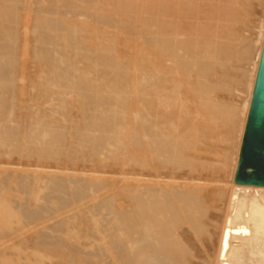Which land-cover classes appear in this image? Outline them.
I'll list each match as a JSON object with an SVG mask.
<instances>
[{"label":"rangeland","instance_id":"rangeland-1","mask_svg":"<svg viewBox=\"0 0 264 264\" xmlns=\"http://www.w3.org/2000/svg\"><path fill=\"white\" fill-rule=\"evenodd\" d=\"M263 33L264 0H0V129L13 125L14 129L11 126L9 130L12 136L16 135L11 137L12 142L10 139L7 144L0 142V264H120L123 262L120 257L125 252L123 248H127L124 237L128 228L127 231L121 228L126 222L122 223L127 218L126 212L130 211L128 191L131 188L140 191L145 184L143 178L154 182L160 180L158 186L162 188L181 184L183 187L185 180H176L180 177H194L204 183L209 179V189H220V193L227 191L218 194V198L214 196L210 208L208 204L203 207L205 221L199 217V226L203 225V228L177 225L173 230L174 240L186 241L184 245L180 244L185 248L188 260L201 264L208 262L206 259H214L217 246L213 252L212 247L214 249L216 240L219 241L220 226L230 212L231 180ZM233 108L237 113L235 119L227 115L230 110L234 111ZM3 116L7 117L5 121ZM161 118L163 123L166 119L162 127L165 135L178 146L180 141L188 143V149L183 153L188 154V160L194 157L191 162L199 161L194 164L196 170H190L192 173H186L189 172L187 168L185 174L181 168L179 172L175 163L166 166L156 162L162 166L158 165L159 168L165 167L160 174L157 173L162 169L157 170L159 168L152 164V168H146L153 171L145 168L139 155L143 148L138 146L143 139L142 126L146 120L152 125L155 119ZM15 123L18 132H15ZM30 131L41 133L37 138L35 135L33 143L28 136L35 132ZM51 132H60L63 137L52 140L48 134ZM100 132H107L104 135L108 138L118 136L122 143L111 144L122 149L114 147L119 150L114 152L110 144L106 146L109 150L105 147L100 150V146L92 142L97 135L103 136ZM24 133H30L26 135L28 140ZM178 134L183 137L178 138ZM201 137L204 140L200 141ZM193 148L199 150L196 152ZM109 153L112 160L111 157L108 160ZM130 160L132 167L126 163ZM205 162L215 164H206L209 170L203 169ZM224 163L226 167L223 168ZM200 165L202 170L198 168ZM170 169L177 170L179 176ZM168 170L172 172H168L169 177ZM74 174L78 179L75 180L77 183L73 180V184L79 186L71 182ZM65 176L73 187L66 183ZM172 176H176L174 180ZM60 178L61 183L57 182ZM62 182H65L64 186H70L62 187ZM154 182L152 186H155ZM48 183L54 184L47 190L45 185ZM87 183H92L89 186L94 188L93 191ZM77 191L84 193L77 195ZM43 198L48 199L46 208ZM106 203L117 207L108 208ZM9 206L11 209L13 206L15 216L5 215ZM102 206L107 208V213L100 211L104 210ZM125 207L124 215L122 208ZM94 210L97 214L101 212L102 219L94 212L91 214ZM113 211L116 215L122 212L120 214L126 218L120 214L112 217ZM16 212L24 213V216ZM104 212L110 213L109 219ZM111 217L121 220L116 222ZM106 219L108 224L113 220L114 227L116 222L119 229L105 225ZM201 220L209 225H204ZM41 227L44 230H40ZM197 229L200 233L206 232L201 234L206 238L203 237L202 242L200 236L196 237L202 245L194 238L200 235L196 233ZM45 231L49 235L46 236ZM121 232L127 233L120 238ZM207 237L212 239H209L210 244ZM50 239L55 240L56 245L51 242V246ZM58 241L60 248H57ZM117 242L120 247L125 245L117 249L118 253L115 251L119 248ZM113 244L117 247H112ZM202 246L211 250L205 252ZM116 257H119V263Z\"/></svg>","mask_w":264,"mask_h":264},{"label":"bare ground","instance_id":"bare-ground-1","mask_svg":"<svg viewBox=\"0 0 264 264\" xmlns=\"http://www.w3.org/2000/svg\"><path fill=\"white\" fill-rule=\"evenodd\" d=\"M263 45H264V33H263V37H262V40H261V44H260V48H259V54H258V59H257V62H256V65H255V69H254V76H253V79H252V83H251V96H250V103H249V105H248V111H246V117H245V123H244V128L242 129V133H241V137H240V142H239V147H238V156H237V159H236V162H235V168H234V173H233V176H232V180H231V184H232V188H231V194H230V199H229V210H230V212H228V214H227V216H225V219L223 220L224 221V224H223V226L221 227L220 226V228H221V232L219 231V233H220V238H218L219 239V241H217L216 240V245L214 246V249H213V247H212V252L215 250V247L217 246V248H216V252L214 253V255H213V257H214V259H211V261H209V259H206V257H204L208 262H210V264H264V187H255V186H242V185H236L235 183H234V178H235V174H236V170H237V167H238V162H239V155H240V150H241V146H242V141H243V137H244V132H245V128H246V123H247V119H248V114H249V109H250V104H251V100H252V95H253V90H254V85H255V81H256V77H257V72H258V68H259V63H260V58H261V54H262V49H263ZM253 50V49H252ZM3 51V50H2ZM1 51V52H2ZM250 51H251V49H250ZM5 52V51H4ZM61 58V57H60ZM164 61V60H163ZM78 68H79V66H78ZM82 68V67H81ZM80 69V68H79ZM60 70H63L62 68L60 69ZM64 70H67V69H65L64 68ZM63 70V71H64ZM77 70V69H76ZM62 71V73H65V72H63ZM79 71H81V70H79ZM67 72V71H66ZM145 79V78H144ZM147 82H149V81H147ZM145 85H146V83H145ZM146 87H147V85L144 87L145 89H146ZM150 90V89H149ZM149 90H146V92H148ZM2 109V108H1ZM234 109V108H233ZM4 110H2L1 112H3ZM233 111V110H232ZM231 110L229 111V113L227 114L228 115V118H231V119H235V115L237 114L236 112H235V109H234V111L232 112ZM2 114V113H1ZM4 114V113H3ZM226 115V116H227ZM4 116L2 117V120H4ZM7 118V117H6ZM5 118V119H6ZM227 119V118H226ZM226 119H224V122L226 123V121H228V119L226 120ZM230 119V120H231ZM162 118L159 120V119H155V122H154V124H150V122H149V120H146V121H144V123H143V129H142V133H143V135L141 136V137H143V139L141 138V141H140V143H139V147H141V149L143 148V150L141 151L140 149V151H141V153L139 154V155H141L142 156V158H143V160H142V162H143V164L145 165V168H146V166L148 167L149 166V168L151 167L150 166V164H152V165H154V168L156 167V169L157 168H159L161 165H159V164H156V162L157 163H160V164H165L166 166H168V165H171L172 166V164H174L175 163V165H177L178 166V168L176 167V166H173V167H176L177 169H178V171H179V169L180 170H182L181 172H185V168H187L186 170H189V172H186V173H192V171L190 172V170H193V168L196 170V168H197V166H195L194 164H196L197 162H199L198 160H195V163L194 162H191L192 160H193V158L189 161L188 160V154L186 155L185 153H183V150H186V149H188V143L187 144H185V142H182V141H180V144H179V146L177 145V144H175V143H173L172 141H171V139L167 136V135H165L166 133L162 130V127H164L163 126V124H165V122H166V119L164 120V123L162 122ZM226 120V121H225ZM5 121V120H4ZM0 122H2L1 121V119H0ZM103 122V121H102ZM102 122H101V124H102ZM2 124H4L5 125V123H2ZM99 124H100V122H99ZM4 125H3V127H4ZM102 125H104L105 126V124H102ZM101 125V126H102ZM7 126V125H6ZM5 126V127H6ZM9 126V128L11 127V126H13V125H8ZM15 126H16V123H15ZM104 126H102V127H104ZM4 127V128H5ZM102 127H100V128H102ZM1 128H2V126H1ZM4 128L2 129L3 131H4ZM9 128L8 127H6V131H2L1 129V133H0V142H5L6 144H7V142L6 141H8L9 139L11 140V137H15L16 135H14V136H12V134H11V131L9 130ZM18 128H19V126H18ZM11 129V128H10ZM14 129V126L12 127V130ZM7 130H9V131H7ZM16 130V131H15ZM14 131L15 132H18L17 131V126H16V129H15ZM101 130V129H100ZM214 129L212 128V131H213ZM13 131V132H14ZM211 131V132H212ZM12 132V133H13ZM14 132V133H15ZM23 132H25V131H23ZM30 132H35V131H30ZM206 132V131H205ZM13 133V134H14ZM22 133V132H21ZM101 133V132H100ZM104 133H107V132H104ZM104 133L102 132L101 134H103V136H100V135H97L96 137H94V138H92L93 136H90L91 138H92V140H90L91 138L89 137V136H87V135H84V136H87L86 138H90L89 140V142L91 143V141L92 142H94L95 141V144L96 145H98V146H100V150H101V148L102 147H105L104 149H106V150H109V149H107L106 148V146L107 145H110L111 143L112 144H114V145H120V143H122L119 139H118V136H113V137H111L110 136V138H108V136H107V134H106V136L104 135ZM20 134V133H19ZM30 134V133H29ZM28 134V135H29ZM39 134H41V133H32V135H31V137L30 136H28L27 135V133H26V135L28 136V138H30L29 140L32 142H34V139H35V135H36V138H37V136L39 135ZM47 134V132L45 133V136L49 139V137H48V135H46ZM49 134V136H51L50 137V139H52V140H56V139H58L59 140V138H61V137H63V135H60V132H51V135H50V133H48ZM18 135V134H17ZM22 135V134H21ZM23 135H25V133L23 134ZM24 136L25 137V139H26V137L27 136ZM42 135H44V134H42ZM42 135H40V136H42ZM74 135V134H73ZM179 135V134H178ZM206 135H208V132L206 133ZM44 136V137H45ZM61 136V137H60ZM75 136V135H74ZM78 136H80L79 134H78ZM214 136V135H213ZM39 137V136H38ZM76 137H77V135H76ZM82 137V136H81ZM178 138L180 137H183V135L182 134H180L179 136H177ZM204 137V136H203ZM203 137H201V138H203ZM210 137V136H209ZM17 138V137H16ZM78 138V137H77ZM83 138V137H82ZM82 138H81V140H82ZM200 138V139H201ZM206 138H207V136H206ZM210 138H212L213 139V137H210ZM39 139V138H38ZM78 139H80V138H78ZM199 139V140H200ZM209 139V138H208ZM14 140V139H13ZM13 140H11V142L13 141ZM26 140H28V139H26ZM83 140H85V139H83ZM202 140H204V138L203 139H201L200 141H202ZM215 140V139H214ZM207 141V140H206ZM208 141H210V140H208ZM212 141V140H211ZM10 142V141H9ZM32 142V143H33ZM5 143H4V148H6L5 147ZM29 143V142H28ZM31 143V144H32ZM94 144V147L96 146ZM111 144V145H112ZM189 146H191L192 147V145H191V143L189 142ZM201 144V143H200ZM9 145V147L11 146L12 147V145L11 144H8ZM7 146V145H6ZM92 146H93V144H92ZM97 146V147H98ZM194 146V145H193ZM196 146V145H195ZM0 147H1V144H0ZM109 148L111 147V146H108ZM112 147H113V145H112ZM111 147V148H112ZM114 147H118V146H114ZM113 147V150L115 149ZM3 148V147H2ZM3 148V149H4ZM118 148H121L120 146L118 147ZM200 148H202V147H200ZM10 149V148H9ZM92 149H93V147H92ZM122 149V148H121ZM189 149H190V147H189ZM192 149V148H191ZM190 149V150H191ZM194 149V148H193ZM196 149H197V146H196ZM204 149V148H203ZM209 149V148H208ZM5 150V149H4ZM96 150H98V154H99V149H97L96 148ZM95 150V152H97ZM106 150H103V152L104 151H106ZM111 150V152H112V149H110ZM119 151L118 149H115L114 150V152L115 151ZM195 150V149H194ZM193 150V151H194ZM199 150V149H198ZM197 150V151H198ZM94 151V150H93ZM122 151V150H121ZM188 151V150H187ZM192 151V150H191ZM196 151V150H195ZM196 151V152H197ZM200 151H202V150H200ZM211 151V149L209 150V152ZM107 152V151H106ZM105 152V153H106ZM110 152V151H109ZM114 152H112L111 154H113ZM204 152H205V149H204ZM203 152V153H204ZM116 153H119V152H116ZM116 153L114 154V156L116 155ZM188 153L190 154L191 152H189L188 151ZM202 153V152H201ZM202 153V154H203ZM206 153V152H205ZM208 153V152H207ZM94 154V153H93ZM106 154H108V153H106ZM120 154V153H119ZM194 154V153H193ZM192 154V155H193ZM109 155H110V153H109ZM197 155H199V153L197 154ZM208 155V154H207ZM206 155V156H207ZM220 155V154H219ZM224 155V154H223ZM108 156V155H107ZM199 156H201V155H199ZM205 156V157H206ZM210 156V155H209ZM225 156V155H224ZM223 156V157H224ZM111 157V160H112V156L110 155L109 157H108V160H109V158ZM115 157H117V156H115ZM118 157H119V155H118ZM120 157H122V156H120ZM140 157V156H139ZM190 157H192V156H190ZM202 157L204 158V155H202ZM211 157V156H210ZM220 157H222V156H220ZM141 158V157H140ZM139 158V160H141ZM197 158V157H196ZM207 158V157H206ZM116 159V161L118 160V158H114V160ZM200 159V158H199ZM202 159V158H201ZM200 159V160H201ZM224 159H225V157H224ZM119 160H120V158H119ZM151 160H153V162H151ZM208 160V159H207ZM206 160V161H207ZM128 161V160H127ZM197 161V162H196ZM204 161V160H203ZM218 161V160H217ZM224 161V160H223ZM222 161V162H223ZM131 162V160L129 161V162H126L127 164H129ZM139 162V161H138ZM142 162H139V163H141V166H142ZM208 162V161H207ZM216 162V161H215ZM126 163H124L125 164V166H126ZM139 163L137 164L138 165V167H139ZM201 163H202V161H201ZM211 163H213V162H211ZM211 163H206L205 162V164L204 165H202V167H203V169H204V167H205V165L207 164V165H211ZM131 164H133V167H134V162L133 163H131ZM213 164H215V163H213ZM212 164V165H213ZM130 165V164H129ZM143 165V166H144ZM157 165V166H156ZM158 165H159V167H158ZM164 165V166H165ZM199 165V164H198ZM219 165V164H218ZM223 165V168L224 167H226V164L224 163V164H222ZM131 166V165H130ZM136 166V165H135ZM140 166V167H141ZM217 166V165H216ZM220 166H221V164H220ZM132 167V166H131ZM162 167V166H161ZM173 167H169V168H173ZM211 167V166H210ZM127 168H129L128 166H127ZM144 168V167H143ZM144 168V169H145ZM148 168V169H149ZM152 168V167H151ZM163 168H165V167H163ZM163 168H159V169H157V170H160V169H162L159 173H157V174H160L161 172H163ZM168 168V167H167ZM184 168V169H183ZM198 168H200L201 170H202V168H201V165L198 167ZM214 168V167H213ZM223 168H222V171H223ZM133 169V168H132ZM142 169V168H141ZM141 169H140V171H141ZM147 169V168H146ZM147 169V170H148ZM155 169V171L156 172H158L157 170ZM170 169V170H171ZM174 169V168H173ZM199 169V170H200ZM205 169H208V168H206L205 167ZM216 169V168H215ZM220 168L218 167V170H219ZM129 170V169H128ZM152 170V169H151ZM150 169H149V171H151ZM167 170V169H166ZM175 170V169H174ZM209 170V169H208ZM213 170V169H212ZM129 171H132L131 169L129 170ZM153 171V170H152ZM164 171H165V169H164ZM172 171V170H171ZM171 171H166V173L168 174V172H171ZM204 171V170H203ZM207 171V170H206ZM216 171V170H215ZM173 172V171H172ZM171 172V173H172ZM180 172V171H179ZM196 172H198V171H196ZM207 172H209V171H207ZM212 172V171H211ZM219 172H221L220 170L217 172V173H219ZM148 173H150V172H148ZM173 173H175V174H177V170L176 171H174ZM202 173V172H201ZM206 173V172H205ZM146 174V173H145ZM154 174H156V173H153V176H154ZM157 174H156V176H157ZM164 174V177H165V173H163ZM185 174V173H184ZM184 174H183V176H184ZM193 174H194V172H193ZM215 174V173H214ZM214 174H212V176H214ZM49 175V174H48ZM67 176V175H66ZM66 176H65V179L67 180V178H66ZM68 176H71V174H68ZM140 176H141V174H140ZM142 176H143V174H142ZM147 176H148V174H147ZM173 176H174V174H173ZM172 176V177H173ZM177 176H179V174H177ZM189 176H190V174H189ZM194 176H196V174H194ZM200 176H201V174H200ZM203 176H204V174H203ZM221 176V175H220ZM72 177V176H71ZM74 177H75V174H74ZM144 177V176H143ZM163 177V176H162ZM168 177H169V174H168ZM176 177V176H175ZM175 177H173V180L175 179ZM193 177V176H192ZM215 177H217V174H216V176ZM69 178V177H68ZM76 178V179H75ZM74 179H72V184H73V180H74V183L77 181V176L75 177ZM156 178V177H155ZM166 178V177H165ZM171 178V177H170ZM169 178V179H170ZM194 178V177H193ZM193 178H176V180H185V183L184 184H186V185H184L183 187H182V184L179 186V187H176V186H166V185H164V184H162V185H164V187L162 188V186L160 187V186H158L159 185V183L158 182H160V180L157 182H154V181H152L151 179H145V178H143V182H145V184H143L144 185V187L141 189H139L140 191H138V190H136V189H138V188H136L135 190H133V188H131L130 186V188L132 189V190H130V192L128 191V193H129V195H127V196H129L128 197V199H130V201H131V203L129 202V201H127V202H129V206L128 207H130V211H128V212H126V207L125 208H122L123 209V211H124V215H125V212L127 213L125 216L127 217H125L124 215H122V214H120V213H122V212H117V214L119 213L120 214V216L122 217H124V218H126L125 220H122V223L124 222V221H126V222H124L123 224H124V226L126 225H128L127 227H125L124 228V226L122 227V225H121V223H120V225H121V229L123 230V229H125L126 230V228H128L127 230H128V233L127 232H125V234L127 233V236H125L124 237V239H126V240H124L125 242H126V244H127V248L125 249V248H123V247H125V245L124 246H122V247H120V244H119V242H117L119 245H117V246H119V248L116 246V244H113V246L112 247H117V248H112V250L114 249L115 251H116V253H118V251H117V249L119 250L120 248L122 249H124L125 250V252H124V256L122 257L121 256V254H120V252H119V254H120V258H123V262H122V259H120L121 261L120 262H122L123 264H196V263H199V261L198 262H195V263H193V258H192V260L193 261H191L190 259L188 260V256L186 255L187 253H186V250H185V248L183 249V247L181 246V244L183 243V241H179V242H177L176 240H174V237H173V230H174V228L175 227H177V225L179 226V227H181V225L182 226H184V225H186V226H188L189 228L191 227H201V226H199V224H201L200 223V218L202 217V220H204L205 221V218L203 219V217H204V214H203V210H204V208L203 207H207V206H205V204H208L209 206H208V208H210V202H213L214 201V199H215V197L219 194H222L223 192H227V191H221L222 193H220V189H217V190H212V189H209L208 188V186H209V184L207 183L208 182V180H207V182L206 183H204V182H202V181H204V180H202V181H200V182H202V183H200L199 182V180L197 181L196 179H193ZM200 178V177H199ZM203 178H205V177H203ZM210 178V177H209ZM212 178V177H211ZM65 179H63L62 178V180H65ZM71 179V178H70ZM167 179V178H166ZM213 179V178H212ZM220 179V178H219ZM65 180V181H66ZM69 180V179H68ZM68 180H67V182L66 183H69L70 185H72L71 184V182L69 181L68 182ZM76 180V181H75ZM79 180H81V179H79ZM153 180H154V178H153ZM162 180H163V178H162ZM194 180V181H193ZM197 182H196V181ZM50 181V180H49ZM58 181H60V183H61V178H60V180H57V182ZM83 181V180H82ZM81 181V182H82ZM88 181V180H87ZM86 181V182H87ZM141 181V182H142ZM165 181V180H164ZM211 181V180H210ZM53 182V181H52ZM81 182H79L78 181V183H81ZM90 182V181H89ZM151 182V183H150ZM152 182H154V184L153 185H155V186H152L151 184H152ZM192 182V183H191ZM54 183H56V182H54ZM54 183H52V184H54ZM63 183H65V182H62V185H63ZM77 183V182H76ZM84 183V182H83ZM133 183V182H132ZM210 183V182H209ZM46 184V183H45ZM49 184V183H48ZM51 184V183H50ZM50 184L47 186V185H45V187H47V188H45V189H49L48 187H51L50 186ZM51 184V185H52ZM56 184H58V183H56ZM55 184V185H56ZM69 184H66V186H68ZM140 184H142V183H140ZM69 185V186H70ZM74 186H79L78 184H73ZM73 185H72V187H73ZM82 185H84V184H82ZM81 185V186H82ZM87 185H88V183H87ZM86 184H85V186H87ZM89 185H91L92 186V183H89ZM88 185V186H89ZM133 185H135V184H133ZM143 185H140V186H143ZM56 186H61V184L60 185H56ZM56 186H54V187H56ZM66 186H62V187H66ZM85 186H83V187H85ZM94 186V185H93ZM139 186V185H138ZM61 187V188H62ZM90 187V186H89ZM134 187V186H133ZM167 187V188H166ZM52 188V187H51ZM50 188V189H51ZM60 188V189H61ZM68 188V187H67ZM66 188V189H67ZM80 188V187H79ZM86 188H88V187H86ZM128 188V187H127ZM56 189H58V187L56 188ZM69 189V188H68ZM68 189H67V191H68ZM76 189V188H75ZM78 189V188H77ZM81 189H82V187H81ZM81 189H78L79 191H81ZM84 189V188H83ZM92 189H94V188H92ZM91 189V187H90V190H92ZM123 189V188H122ZM44 190V189H43ZM46 190V192H48ZM52 190V189H51ZM50 190V191H51ZM128 190V189H127ZM223 190V189H222ZM224 190H225V188H224ZM53 191H54V189H53ZM57 191V190H56ZM61 191V190H60ZM72 191H74V190H72ZM79 191H77V195H78V193H80ZM83 191V190H82ZM93 191V190H92ZM124 191H126V189L124 190ZM42 192V191H41ZM61 192H64V191H61ZM71 192V191H70ZM84 192H86V190L84 191ZM84 192H82V193H84ZM89 192V191H88ZM122 193H127V192H123V190L121 191ZM229 192V191H228ZM58 193V192H57ZM56 193V196L58 195ZM72 193V192H71ZM82 193H80L81 195H83ZM90 193V192H89ZM122 193H120L121 195H122ZM127 193V194H128ZM70 194V193H69ZM115 194V193H114ZM117 194V193H116ZM42 195H43V193H42ZM45 195V194H44ZM59 195H60V197H61V194L59 193ZM66 195V194H65ZM64 195V193H63V196L64 197H66ZM68 195V194H67ZM76 195V196H77ZM111 195V194H110ZM109 195V196H110ZM224 195V194H223ZM222 195V196H223ZM47 196V195H46ZM46 196H45V198H46ZM48 196H49V192H48ZM74 196V195H73ZM90 196H92V195H90ZM100 196V195H99ZM108 196V195H107ZM215 196V197H214ZM227 197H228V195H226ZM42 197V196H41ZM44 197V196H43ZM59 197V196H58ZM59 197V198H60ZM63 197V198H64ZM68 197V196H67ZM69 197H71V196H69ZM84 197V196H83ZM86 197V196H85ZM101 197V196H100ZM118 197H120L119 196V194H118ZM124 197V195H122V197L121 198H123ZM225 197V196H224ZM49 198V197H48ZM59 198L57 199V200H59ZM77 198V197H76ZM116 198V197H115ZM125 198H127V197H125ZM124 198V199H125ZM217 198H218V196H217ZM222 197H220V199H221ZM44 199V198H43ZM94 199V198H93ZM95 199H96V197H95ZM111 199V197H109V200ZM117 200H118V198H116ZM123 199V200H124ZM227 199V198H226ZM45 200V199H44ZM63 200V199H62ZM71 200V199H70ZM100 200H101V198H100ZM113 200V199H112ZM125 200H127V199H125ZM46 201V200H45ZM44 201V202H45ZM47 201H48V199H47ZM47 201H46V206H45V208L48 206V203H47ZM61 201V200H60ZM93 201V200H92ZM103 201V200H102ZM101 201V202H102ZM107 201V200H106ZM106 201H104L103 203H105ZM218 201H219V199H218ZM223 201H224V199H223ZM225 201H227V200H225ZM63 202V201H62ZM67 202V201H66ZM94 202V201H93ZM98 202V201H97ZM96 202V203H97ZM100 202V201H99ZM108 202H110V201H108ZM112 202H115V201H112ZM222 202V201H221ZM57 203H59V202H57ZM103 203H101V204H103ZM219 203V202H218ZM226 203V202H225ZM99 205H101L100 203H98ZM107 205L109 204V203H106ZM125 204H126V201H125ZM128 204V203H127ZM126 204V205H127ZM212 204V203H211ZM221 204V203H220ZM227 204V203H226ZM50 205V204H49ZM94 206H96L95 205V203L93 204ZM98 205V206H99ZM107 205H105V206H107ZM113 205H115V204H112L111 206H107L108 208H111ZM213 205V204H212ZM11 206V205H10ZM9 206V207H10ZM87 206V205H86ZM97 206V207H98ZM104 206V205H103ZM102 206V207H103ZM104 206V207H105ZM116 206V205H115ZM216 206V205H215ZM217 206H219V205H217ZM228 206V205H227ZM9 207L7 208L8 210L7 211H4V212H6V216L7 217H10V216H15V214H14V211L12 210L13 209V206H12V209H11V207H10V209H9ZM80 207V206H79ZM104 207H103V209H104ZM117 207V206H116ZM220 207V206H219ZM90 210H92L93 209V207L91 208V207H88ZM99 208H100V206H99ZM98 208V209H99ZM207 208V209H208ZM218 208V207H217ZM85 209V208H84ZM86 209H87V207H86ZM96 209V208H95ZM113 209V208H112ZM115 209V208H114ZM113 209V210H114ZM118 209V208H117ZM121 209V210H122ZM129 208H127V210H128ZM216 209V208H215ZM97 210V209H96ZM211 210V209H210ZM214 210V209H213ZM86 211V210H85ZM89 210H87V212H88ZM99 211V210H98ZM101 212H103V211H106V213H107V208H105L104 210H100ZM114 211H116V210H114ZM113 211V215H112V217L113 216H118V215H116V213ZM217 211H219L218 209H217ZM216 211V212H217ZM92 212H94V214L96 215L97 214V212L95 213V210L94 211H91V214H92ZM101 212H99L100 214H97V218H99L100 216H101ZM109 212V211H108ZM111 212V211H110ZM206 212V211H205ZM216 212H215V214H216ZM17 213V212H16ZM105 213V212H104ZM103 213V214H104ZM105 213V215H107V218L109 219V214H106ZM115 213V214H114ZM208 213L209 214H212V213H210L209 211H208ZM18 214V213H17ZM16 214V215H17ZM19 214H20V212H19ZM18 214V215H19ZM22 214V213H21ZM88 214V213H87ZM94 214H92V215H94ZM103 214H102V216H103ZM202 215V216H201ZM19 216H24V213H23V215H19ZM99 216V217H98ZM105 216H103V218H104ZM110 218V219H113V218ZM119 217V216H118ZM200 217V218H199ZM206 217H207V215H206ZM25 218V217H24ZM101 219H102V217H100ZM114 218H116V217H114ZM210 218V217H209ZM209 218H208V220H209ZM217 218V217H216ZM220 218V217H219ZM224 218V217H223ZM108 219H106V222H104V224L105 223H107V220ZM118 219L119 218H116L114 221H118ZM123 219V218H122ZM212 219V218H211ZM222 219V218H221ZM100 220V219H99ZM113 220H110V224H105V225H108V227L111 225L112 226V224L114 223V221ZM119 220H121V218L119 219ZM202 220H201V222H202ZM207 220V219H206ZM103 221H105L104 219H103ZM113 221V222H112ZM199 221V222H198ZM210 222H214V220L213 221H211V220H209ZM209 221H206V222H209ZM220 221V220H219ZM223 221H222V223H223ZM19 222V221H18ZM115 222V225H116V227H114V226H112V228H118L117 227V223ZM121 222V221H120ZM112 223V224H111ZM203 224H204V222H202ZM216 223H217V221H216ZM19 224H20V222H19ZM119 224V223H118ZM212 224H215V223H212ZM212 224H211V226H212ZM204 225H209V224H204ZM216 226V225H215ZM185 227V226H184ZM204 226L202 225V227L201 228H203ZM208 228L210 227V226H207ZM42 228V227H41ZM46 228V227H45ZM48 228V227H47ZM46 228V229H47ZM206 228V227H205ZM107 229V228H106ZM109 229V228H108ZM107 229V230H108ZM119 229V228H118ZM182 229H184V228H182ZM216 229H218V230H220L219 228H217L216 227ZM40 230H44L43 228L42 229H40ZM50 230V228L48 229V231ZM109 230H111V229H109ZM108 230V231H109ZM113 230V229H112ZM111 230V231H112ZM122 230H118V232L119 231H122ZM124 230V231H125ZM126 230V231H127ZM194 230H196V228H194ZM193 230V231H194ZM198 230V229H197ZM199 230H200V228H199ZM198 230V231H199ZM204 230V229H203ZM208 230V229H207ZM213 230H215V229H213ZM115 231V230H114ZM124 231H122V232H124ZM186 231V230H185ZM189 232H190V229L188 230ZM196 232V233H200V231L199 232ZM40 232V231H39ZM47 231H45V235L46 234H48L49 235V232L48 233H46ZM120 233V238H121V236L122 235H125V234H123V233ZM181 232H183L184 233V231H181ZM181 232H180V234H181ZM204 232H205V230H204ZM204 232H202L203 234H205ZM213 232H216V231H213ZM179 233V231L177 232V234ZM193 233H195V232H193ZM202 233H200V235H198V234H194V235H198V236H193L194 238H196V237H201V234ZM218 233V234H219ZM217 234V235H218ZM53 235V234H52ZM175 235H176V232H175ZM184 235V234H183ZM183 235H181L182 236V239L184 238L183 237ZM214 235V234H213ZM213 235H211V236H213ZM47 236V235H46ZM207 236H208V233H207ZM49 237V236H48ZM56 237V236H55ZM176 237V236H175ZM204 236H202L201 237V239H199V240H201V242H202V240H204V239H202ZM49 238H51V237H49ZM52 238H54V237H52ZM185 238L187 239H189V237H186L185 236ZM205 238V237H204ZM208 238V240L210 239V237H207ZM211 238H213V237H211ZM22 239V238H21ZM24 239V238H23ZM22 239V240H23ZM56 239V238H55ZM58 239V238H57ZM116 239V241H118L117 240V237L115 238ZM118 239H119V237H118ZM176 239H178V238H176ZM180 239V238H179ZM197 238L195 239L196 241H199ZM206 239V238H205ZM216 239V238H215ZM215 239H214V241H215ZM48 240V239H47ZM47 240H46V242H47ZM50 240H52V239H50ZM49 240V242H50V245H51V242H52V245H53V243L56 245V243H55V240H52V241H50ZM120 240V239H119ZM191 240H193L192 238H191ZM190 240V241H191ZM210 240H212V239H210ZM210 240H209V244H210ZM11 241V240H10ZM20 241V240H19ZM116 241H114V242H116ZM122 241V243H123V239L121 240ZM196 241H195V243H196ZM207 241V240H206ZM124 242V243H125ZM180 242H181V244H180ZM186 241L184 240V243H185ZM200 242V241H199ZM198 242V243H199ZM200 242V243H201ZM218 242V243H217ZM58 243H59V241H58ZM184 243H183V245H184ZM204 243V242H203ZM212 243V242H211ZM187 244V243H186ZM189 244V243H188ZM218 244V245H217ZM51 245V246H52ZM191 245V244H190ZM199 245V244H198ZM201 245H202V243H201ZM206 245V244H205ZM212 245V244H211ZM211 245L209 246L210 248H211ZM187 246V245H186ZM186 246H184V247H186ZM192 246H193V244H192ZM195 246V245H194ZM203 246H204V244H203ZM202 246V249H204V251L206 252V250H211V249H206L205 250V248ZM207 246V245H206ZM205 246V247H206ZM8 248V247H7ZM57 248H60V243H59V247H57ZM186 248H188V247H186ZM191 248H193V247H191ZM195 248V247H194ZM200 248V247H199ZM199 248H197V249H199ZM3 249V248H2ZM9 249V248H8ZM12 249H14V248H12ZM56 249V248H55ZM189 250H190V248H188ZM197 249H195V251H197ZM10 250V249H9ZM113 250V251H114ZM123 250V251H124ZM185 250V251H184ZM3 251H4V249H3ZM13 251V250H12ZM120 251H122V250H120ZM188 251V250H187ZM191 251V250H190ZM189 251V252H190ZM195 251H194V253H195ZM201 251V250H200ZM9 252V251H8ZM15 252V251H14ZM186 253V254H185ZM198 254H199V252H197ZM16 254V253H15ZM112 254V253H111ZM114 254H115V252H114ZM192 254H193V250H192ZM196 254V253H195ZM212 254V253H211ZM44 255V254H43ZM43 255L41 256V255H39V256H41L42 258H44L43 257ZM113 255V254H112ZM111 255V256H112ZM118 255V254H117ZM116 255V256H117ZM123 255V254H122ZM189 255H191V253H189ZM210 255V254H209ZM21 256V255H20ZM35 256V255H34ZM48 257H49V255H47ZM198 256H200V255H198ZM206 256H208V255H206ZM16 257V256H15ZM63 257V256H62ZM62 257H60V258H62ZM114 257V256H113ZM119 257L117 258L118 259V263H119ZM191 257H195V256H192L191 255ZM191 257H189V258H191ZM34 258H36V257H34ZM52 258H53V256H52ZM197 258V257H196ZM201 258V257H200ZM204 258H203V260H204ZM208 258V257H207ZM211 258V257H210ZM15 259H17L18 260V257H16ZM24 259V258H23ZM25 260H26V257H25ZM30 260H31V258H30ZM33 260V259H32ZM53 260V259H52ZM61 260V259H60ZM69 260V259H68ZM113 260H115V258L113 259ZM199 260V259H198ZM202 260V259H201ZM200 260V261H201ZM20 261V260H19ZM18 261V262H19ZM46 261H47V259H46ZM48 261H49V259H48ZM64 261V260H63ZM109 261H110V259H109ZM196 261H197V259H196ZM12 262V261H11ZM10 262V263H11ZM15 262V261H14ZM13 262V263H14ZM29 262V261H28ZM32 262V261H31ZM39 261H37V263H38ZM72 262V261H71ZM204 262V261H203ZM208 262H206L207 264H208ZM34 262H32V264H33ZM117 263V262H116ZM116 263H114V264H116ZM122 263H120V264H122ZM201 263V262H200ZM205 263V262H204ZM204 263H201V264H204ZM205 263V264H206ZM30 264V263H29ZM39 264H41L40 262H39ZM71 264V263H70ZM73 264V263H72Z\"/></svg>","mask_w":264,"mask_h":264},{"label":"water","instance_id":"water-1","mask_svg":"<svg viewBox=\"0 0 264 264\" xmlns=\"http://www.w3.org/2000/svg\"><path fill=\"white\" fill-rule=\"evenodd\" d=\"M234 183L264 187V45Z\"/></svg>","mask_w":264,"mask_h":264}]
</instances>
